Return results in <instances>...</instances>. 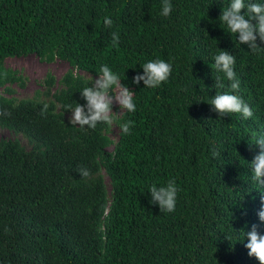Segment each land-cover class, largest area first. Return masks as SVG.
<instances>
[{
  "label": "trees",
  "instance_id": "obj_1",
  "mask_svg": "<svg viewBox=\"0 0 264 264\" xmlns=\"http://www.w3.org/2000/svg\"><path fill=\"white\" fill-rule=\"evenodd\" d=\"M162 2L0 0V111L11 113L0 115V128L14 136L0 138V264H259L244 245L252 225L264 235V186L250 169L260 149L249 146L253 132L264 134V49L240 44L219 20L230 0H170L167 17ZM221 50L235 57L238 91L213 67ZM29 54L69 69L17 98L12 85L25 77L5 60ZM156 59L172 65L168 80L134 84ZM102 65L134 92L136 111L115 117V140L104 123L81 128L68 119L92 86L82 73L97 79ZM217 77L224 88L213 87ZM224 92L253 116L219 117L208 103ZM128 120L134 127L124 135ZM171 179L179 190L169 213L149 203L148 191Z\"/></svg>",
  "mask_w": 264,
  "mask_h": 264
},
{
  "label": "clouds",
  "instance_id": "obj_2",
  "mask_svg": "<svg viewBox=\"0 0 264 264\" xmlns=\"http://www.w3.org/2000/svg\"><path fill=\"white\" fill-rule=\"evenodd\" d=\"M242 10H246L242 15ZM172 11V4L170 0H163L161 15L169 16ZM247 17V18H246ZM219 20L223 22L231 33L236 34V38L240 44H246L248 48L255 52L262 50L260 44H264V4L252 2V0H230L229 6L224 9L219 16ZM255 21V23H252ZM113 21L109 17L104 18L105 27H111ZM112 45L114 47L119 44V33L112 32ZM260 41V44L257 43ZM213 67L218 71L224 73L228 81H230V88L233 91H238L240 88V81L236 78L234 72V65L236 63L235 57L226 50H221L218 55L214 57ZM143 74H137L133 77V83L139 85L143 81L146 88L159 87L163 82H166L171 75L172 65L164 60L156 59L149 60L142 66ZM73 77H76L75 71ZM92 86L85 87L80 92L85 104H77L74 109H70L71 116L70 123L73 126L95 129L98 123H104L111 127L115 121L113 115L112 105L115 101L120 110H127L129 113L136 111V105L133 102V91L128 87L122 85L119 76L114 73L109 66L102 65L99 69L98 78L91 80ZM224 83L217 77L213 85L214 88H224ZM118 90V91H117ZM212 111L218 113L219 117H224L228 113H239L247 120L253 116V111L248 103L241 97L234 94L224 92L216 94L212 97L210 103ZM48 105H44V111L47 110ZM43 114V111H42ZM0 115H8L11 113L7 111H0ZM134 121L128 120L120 125V129L124 135H129L131 129L134 127ZM254 144L249 145L250 150L252 146H258L260 151L254 155L250 162V169L254 181L264 186V134L253 132ZM219 153L213 150V156ZM77 172L83 179H89L91 172L87 168H78ZM178 186L175 179H171L166 185L157 187L153 184L149 188L151 194L150 204L159 206L160 211H167L172 213L176 208V200L178 193ZM258 217L261 222H264V197L261 200V210L258 212ZM247 243L244 245L248 249V255L255 257L259 264H264V235L257 231V226L252 225L251 230L245 232Z\"/></svg>",
  "mask_w": 264,
  "mask_h": 264
},
{
  "label": "rangeland",
  "instance_id": "obj_3",
  "mask_svg": "<svg viewBox=\"0 0 264 264\" xmlns=\"http://www.w3.org/2000/svg\"><path fill=\"white\" fill-rule=\"evenodd\" d=\"M6 67L18 70L24 77H25V84L23 87H19L17 85H12L14 89L13 95L17 98L24 97V96H32L36 90L42 88V80L44 77L50 73L56 78H60L68 69L69 65L61 60H55L52 63H45L39 61L36 55L29 54L26 56L20 57H10L5 60ZM86 76V78L92 80L96 79L92 77L88 73H82ZM118 91V90H117ZM2 93V91L0 90ZM112 111L114 112L113 115L118 117L122 110H120L119 105L114 101L112 105ZM71 116V113L68 114V119ZM117 127L115 123L110 127L109 136L112 139L117 138ZM0 138H14V136L4 128H0ZM22 144H24L27 148V142L24 138L19 137ZM107 188H109V182L105 179Z\"/></svg>",
  "mask_w": 264,
  "mask_h": 264
}]
</instances>
